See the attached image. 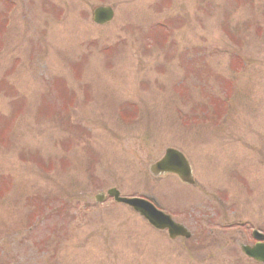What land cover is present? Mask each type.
<instances>
[{"label":"rangeland","instance_id":"374dc122","mask_svg":"<svg viewBox=\"0 0 264 264\" xmlns=\"http://www.w3.org/2000/svg\"><path fill=\"white\" fill-rule=\"evenodd\" d=\"M168 147L195 185L151 174ZM238 170L264 187V0H0V264H250ZM111 187L193 238L96 203Z\"/></svg>","mask_w":264,"mask_h":264},{"label":"water","instance_id":"95a60500","mask_svg":"<svg viewBox=\"0 0 264 264\" xmlns=\"http://www.w3.org/2000/svg\"><path fill=\"white\" fill-rule=\"evenodd\" d=\"M114 17V10L111 6H97L93 10V20L98 24H104L111 21ZM151 171L154 174L164 172L177 173L181 180L185 183L192 184L194 182L191 172V167L184 155L175 150L168 149L164 159L151 166ZM109 194L113 195L118 202L126 203L132 206L135 210L146 217L150 223L159 229H168L169 235L172 238L176 236L189 237L188 230L179 223H176L170 215L156 208V206L142 198H127L121 197L119 191L110 189ZM102 199V196H97V200ZM247 255L256 260L264 261V248H244Z\"/></svg>","mask_w":264,"mask_h":264},{"label":"flooded vegetation","instance_id":"af4514ba","mask_svg":"<svg viewBox=\"0 0 264 264\" xmlns=\"http://www.w3.org/2000/svg\"><path fill=\"white\" fill-rule=\"evenodd\" d=\"M263 144V140L261 145ZM262 161L261 153L254 158V166L259 167L260 162ZM233 179H238V181L231 182L230 185H227V191L224 192V198H221L222 201V211L226 214L227 219V210L232 205L238 209V212L243 207V210L246 208H254L255 212L259 211L261 215L258 219H260V224H255L252 222H245V220L240 219L238 226H243L242 229H238L239 241L238 246L242 252V246H255L257 244L264 243V187L258 186L257 182H252V180H242V175L239 170L233 174ZM238 183L240 187V191L234 190V184ZM196 184V182H195ZM194 184V185H195ZM258 190V191H257ZM235 212V211H234ZM214 214V213H213ZM220 215L219 218H224L223 214ZM237 225V224H235ZM233 223H229V227H233ZM256 232V234H255ZM258 232V233H257ZM243 253V252H242ZM243 256L247 259L246 263L250 264H263L257 261H254L246 254L243 253Z\"/></svg>","mask_w":264,"mask_h":264}]
</instances>
